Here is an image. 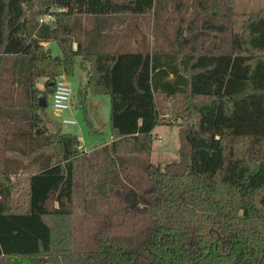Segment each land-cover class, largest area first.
Instances as JSON below:
<instances>
[{
    "label": "trees",
    "instance_id": "16d2710c",
    "mask_svg": "<svg viewBox=\"0 0 264 264\" xmlns=\"http://www.w3.org/2000/svg\"><path fill=\"white\" fill-rule=\"evenodd\" d=\"M176 1L166 3L178 9L173 27L156 21L155 45L144 37L130 49L104 33L108 19L154 10L159 18L163 0H0V264H264V158L245 172L225 159L226 137H264V13L239 23L234 0ZM46 14L54 19L41 22ZM52 41L60 54L45 46ZM78 65L87 91L111 96L112 140L88 152L44 117L53 80ZM161 99H181L188 124L165 122ZM162 124L178 125L184 143L159 171L149 159ZM136 155L147 157L135 182L148 203L147 238L80 249L76 215L89 198H110L123 183L118 162Z\"/></svg>",
    "mask_w": 264,
    "mask_h": 264
},
{
    "label": "rangeland",
    "instance_id": "374dc122",
    "mask_svg": "<svg viewBox=\"0 0 264 264\" xmlns=\"http://www.w3.org/2000/svg\"><path fill=\"white\" fill-rule=\"evenodd\" d=\"M166 4L171 0H163ZM190 4L194 0H187ZM175 2H177L175 0ZM176 4H166L161 10L159 18L156 11H152L145 16L126 15L113 19H108L111 24H107L104 29L105 34H117L116 45H125L127 48L135 49L139 42H143L144 37L152 48L157 36L159 21L163 26L173 27L172 22L178 16ZM264 13V0H234L233 17L237 22L242 23L248 15ZM231 18V20H232ZM88 28L95 26V20L91 17L83 18ZM238 29V25L235 26ZM132 37L130 44L127 41ZM163 40V37H160ZM46 47H50L54 55L61 53L57 42H45ZM76 47V45H75ZM87 72L79 65L72 75H66V82L72 89L71 106L69 109L57 112L52 104V94L48 93V107L44 117L49 121L52 131L60 128L63 132L75 133L79 136L80 143L86 151L93 150L96 146H101L112 140L111 126V96L105 92H95L90 88L87 91ZM46 78L38 81V86L42 90L45 87ZM183 101L176 100L173 104H165L160 100V108L165 122L175 124H188V118L182 109ZM64 119L75 120L76 123H64ZM162 124L154 130L153 150L149 161L154 169L162 171L164 167L172 161H178L180 148L184 143L180 127L178 125ZM235 139V140H234ZM81 146V147H82ZM225 159L227 163L235 162L241 168L238 172H245L251 165L264 158V137H226L225 138ZM147 161V157L136 155L132 160H125V163H118V176L123 183H119L110 198L96 201L88 199L86 213L76 215L75 239L78 247L83 250L96 249L100 238L110 237L119 240L124 249H129L140 245L147 238L150 226V214L148 203L141 197V192L136 189L135 182H141L144 178L145 169L141 170L140 162ZM263 166L258 169L264 171ZM225 171H237L235 166H225ZM135 179H132V178ZM75 202L83 200V178L81 174L76 177ZM26 187L28 176L25 173L19 174L15 181ZM134 180V181H133ZM121 182V181H120ZM18 202L17 196L14 197ZM147 202V201H146ZM58 203H55L57 206ZM101 232L104 236L102 237Z\"/></svg>",
    "mask_w": 264,
    "mask_h": 264
},
{
    "label": "built area",
    "instance_id": "2783aa9c",
    "mask_svg": "<svg viewBox=\"0 0 264 264\" xmlns=\"http://www.w3.org/2000/svg\"><path fill=\"white\" fill-rule=\"evenodd\" d=\"M54 17L51 14H46L40 18L41 22H49L53 20ZM54 85L52 91V104L54 109L59 112L69 109L71 106L72 99V89L66 82V75L64 73L59 74L52 82ZM64 123L73 124L76 123L72 119H64ZM81 147V146H80ZM82 148V147H81Z\"/></svg>",
    "mask_w": 264,
    "mask_h": 264
},
{
    "label": "water",
    "instance_id": "95a60500",
    "mask_svg": "<svg viewBox=\"0 0 264 264\" xmlns=\"http://www.w3.org/2000/svg\"><path fill=\"white\" fill-rule=\"evenodd\" d=\"M49 91L52 92V89H50ZM40 102H41L42 105H46V103H47L46 99L44 97L40 98Z\"/></svg>",
    "mask_w": 264,
    "mask_h": 264
},
{
    "label": "crops",
    "instance_id": "0c3cea01",
    "mask_svg": "<svg viewBox=\"0 0 264 264\" xmlns=\"http://www.w3.org/2000/svg\"><path fill=\"white\" fill-rule=\"evenodd\" d=\"M81 146H82V145H81ZM97 147H100V146H96L95 148H97ZM82 148H83V146H82ZM95 148H94V149H95ZM94 149H93V150H94ZM85 151H86V150H85ZM91 151H92V150H91ZM87 152H88V151H87Z\"/></svg>",
    "mask_w": 264,
    "mask_h": 264
}]
</instances>
